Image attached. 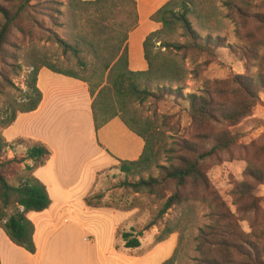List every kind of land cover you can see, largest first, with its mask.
Returning <instances> with one entry per match:
<instances>
[{"label": "rangeland", "instance_id": "1", "mask_svg": "<svg viewBox=\"0 0 264 264\" xmlns=\"http://www.w3.org/2000/svg\"><path fill=\"white\" fill-rule=\"evenodd\" d=\"M135 1L138 23L128 36V56L129 68L140 71L146 69L142 43L148 34L160 28L151 16L167 0ZM10 4L9 0H0V7L7 8ZM203 6V15L209 12L210 19L199 21L192 17L191 20L200 35L224 38L221 47L216 50L218 59L206 61L204 57L191 59L188 55L183 91L167 93L156 101H147L140 110L144 116L159 119L158 126L171 136L170 141L175 140L177 148L189 146L191 142L203 150H209L227 138L238 136V139L201 161L208 187L194 185L186 188L183 207L170 209L165 219L177 217L182 220V243L176 264H196L202 254L225 264H264V181L258 183L246 172L247 166L252 165L260 172V178L264 179V91L249 97L244 90L249 82L244 76L255 77L259 71L264 73V0H205ZM65 11L66 0H31L26 14L11 28L6 48L17 59H0V86L8 85V81H11L16 89L6 90L17 101L26 89L24 76L29 69L23 66L21 74L15 76L11 64L23 65L27 61L24 58L30 57L32 51L60 69L75 67L77 60L71 54H63L61 48L51 40L54 33L70 40V30L61 26L65 23L62 15ZM45 72L55 75L48 70ZM45 74L41 76L40 85L48 95L64 87L55 81L56 78L51 80ZM236 76H240V80ZM252 89L258 90L257 86ZM189 93L211 101L212 119L201 124L191 120L186 99ZM4 98L0 95V114L5 110L2 104ZM65 109L66 106L59 110L52 108L55 113L50 112L45 128L39 133L32 132L45 140L51 138L54 130L56 135ZM235 111L242 115L229 117ZM65 115L71 118L73 111ZM29 124H34L32 119L22 120L14 130L29 134ZM66 125L63 133L67 141H79L80 148L72 152L73 162L65 167V173L75 181L78 179V182H75L77 187L70 190V209L58 207L61 199L54 198L53 209L60 211L54 213L52 229L49 230L47 225L44 227L47 237H51L53 253L40 248L41 264H160L168 259L177 246L180 232L156 244L155 238L162 225L142 231L152 218L156 205L141 195L114 188L123 179V174L117 169L118 160L135 157L137 151H141L142 143L136 148L133 145L129 147L132 133L122 123L112 125L94 137L102 149L103 153L100 154L88 132H80L78 136ZM19 138L32 140L28 137L12 140L10 149L4 153L6 158L19 160L24 157L27 146L14 143ZM128 148L132 151H127ZM5 177L10 184L16 183L13 172L6 173ZM241 183L252 188L251 197L243 192L246 188L240 186ZM166 188H170V185ZM89 194H101L103 200L114 198L117 202L120 201L118 199L130 202L135 198L139 206L127 212L93 209L81 202V198ZM16 211L17 208L13 206L4 210V219ZM37 214L29 212L27 217L30 220L38 219ZM140 231V246L125 249L120 234H137ZM84 237L87 242L83 241ZM232 244L234 248L229 246ZM39 246H43L41 240ZM33 264H37L36 260H33Z\"/></svg>", "mask_w": 264, "mask_h": 264}, {"label": "trees", "instance_id": "2", "mask_svg": "<svg viewBox=\"0 0 264 264\" xmlns=\"http://www.w3.org/2000/svg\"><path fill=\"white\" fill-rule=\"evenodd\" d=\"M30 1L9 0L10 7H0L2 60L17 59L12 52L7 51V36L11 28L26 14ZM204 3L205 0H167L153 13L151 19L160 28L148 34L142 43L145 70L133 71L129 68L128 36L138 23L135 0H66V11L62 12L65 23L61 26L70 30V40L55 33L51 40L61 48L63 54H71L77 60L74 68L60 69L35 54V51H32L30 57L24 58L27 61L23 65L11 64L15 76L21 74L23 66L29 69L24 76L26 89L19 101L6 90L16 89L11 81H8V85L0 86V95L5 97L2 102L5 110L0 114V229L15 246L31 255L36 253L33 240L35 227L26 215L29 212H42L52 203L45 185L33 174L49 160L51 151L41 142L19 138L14 143L27 146L24 157L19 160L6 158L4 153L10 149L11 143L4 138L3 130L15 122L18 114L30 113L38 108L42 100V93L37 86L38 75L41 69L46 68L52 73L86 84L95 132L118 118L130 132L142 140V151L135 160H118L117 169L123 174V179L114 188L117 187L124 193L141 195L156 205L152 218L142 229L146 231L153 226L162 225L155 238L156 244L166 240L171 234L180 232L171 256L160 263L176 264L178 249L182 243V220L177 217L165 219V216L170 209L183 207L186 188L194 185L208 187L201 161L212 156L218 149L227 148L238 136L227 138L209 150H203L191 142L189 146L177 148L175 140L170 141L171 136L158 126L159 119L144 116L140 107L147 101H156L166 96L167 93L183 91L187 79L185 62L188 55L191 59L198 56L204 57L206 61L218 59L216 50L221 47L224 38L213 37L211 34L200 35L191 20L192 17L199 21L203 18L210 19L209 12L205 16L202 13ZM253 77L244 76L249 80L244 86L249 97L264 91V73L259 71ZM240 78L236 76L237 80ZM253 86H257L258 90L254 91ZM18 91L21 93V90ZM186 99L187 112L195 123L201 124L213 118L212 103L206 97L189 93ZM235 115L240 116L242 113L235 111L229 117ZM22 163L24 165L20 167ZM8 172L16 175L14 185L5 177ZM153 172L156 174L152 175ZM246 172L258 183L264 181L254 166L248 165ZM167 185L170 188L167 189ZM240 186L246 188L243 192L251 197L252 188L245 183ZM118 200L120 201L117 202L114 198L103 200L101 194L83 197L85 206L93 209L127 212L139 206L135 198L130 202ZM253 201L255 203V199ZM12 206L17 211L4 219V210ZM142 231L137 234L122 232L120 237L123 247L138 248V237ZM229 246L235 247L234 244ZM196 264L225 262L202 254Z\"/></svg>", "mask_w": 264, "mask_h": 264}, {"label": "crops", "instance_id": "3", "mask_svg": "<svg viewBox=\"0 0 264 264\" xmlns=\"http://www.w3.org/2000/svg\"><path fill=\"white\" fill-rule=\"evenodd\" d=\"M45 70L47 69H41L38 75L37 86L42 92V100L38 108L30 113L18 114L15 122L10 127L3 130V136L8 142H11L17 137H28L34 141H38L41 143L43 142V144H45L49 148V150L51 151L49 160L45 163L44 166L36 169L33 174L45 185L52 203L48 209L37 214L38 219H31L35 227L33 240L36 246V253L34 255H31L22 248L15 246L5 235L3 230L0 229V264H33V260H36L37 264H41L39 255L40 248L49 250L50 254L53 253V246L50 242L51 237H47V229L44 227L47 225L49 227V230L52 229V223L55 216L54 213H59L60 211L58 209H53L55 203L54 198L59 197L61 199L60 203H58V207L62 206V208L64 209H70L71 201L68 200L70 196V190H74V188L77 187L75 186V182H78V179H76L75 181V179L71 178L68 174L65 173V167L73 162L72 152L76 149H79L80 144L79 141H67L68 138L65 137L63 133V127L67 124L66 126L71 128V130L75 132V134H78V136L80 132H88L91 142L94 145H97L94 137H98V135H100L106 128L112 125H120L122 123L118 118H115L107 123L104 127H102L99 131L95 132L91 117L89 94L85 83L55 73H53L55 75H51L45 72ZM44 73H46V78H52L51 80H53L54 77V79L56 78V82L64 86L63 88H57L56 91L53 92L56 93L55 95H53V93L48 95L46 91L41 87V76ZM49 100L51 101L50 106ZM63 102H69V104H65ZM64 106H66L65 112L63 113L64 117L63 120L62 117L60 118L61 122L58 123L59 131H57L56 135V131L54 130V134L51 133V138L45 140L42 136L40 137L39 135H35L32 132L34 131L39 133L43 130V128H45V124L48 123L47 120L50 116V112L55 113L52 108L57 107V110H59V108ZM70 110L73 111V115L71 118H67L65 113L69 112ZM75 111L76 114H74ZM31 119L34 124H29V130H31L29 134H20L19 132L14 130L17 126H19L22 120L29 121ZM46 130H48V127L46 128ZM6 134H9V137H6ZM140 143H142V151V140L133 133L130 134L128 144L129 147L133 145L136 148ZM98 150L100 154L103 153L102 149L99 146ZM127 151L131 152L132 149L128 148ZM141 151H137L138 153L135 154V157L129 160H135L139 156ZM81 202L83 203V198H81ZM67 221L68 220H65V222ZM39 240H41V242L43 243L42 247L39 246ZM83 241L87 242L86 237L83 238Z\"/></svg>", "mask_w": 264, "mask_h": 264}]
</instances>
